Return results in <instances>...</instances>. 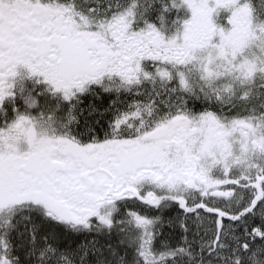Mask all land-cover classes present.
Masks as SVG:
<instances>
[{
	"label": "snow or ice",
	"instance_id": "obj_1",
	"mask_svg": "<svg viewBox=\"0 0 264 264\" xmlns=\"http://www.w3.org/2000/svg\"><path fill=\"white\" fill-rule=\"evenodd\" d=\"M0 264H264V0H0Z\"/></svg>",
	"mask_w": 264,
	"mask_h": 264
}]
</instances>
